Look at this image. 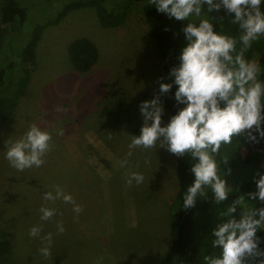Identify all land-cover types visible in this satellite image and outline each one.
<instances>
[{"label": "rangeland", "instance_id": "374dc122", "mask_svg": "<svg viewBox=\"0 0 264 264\" xmlns=\"http://www.w3.org/2000/svg\"><path fill=\"white\" fill-rule=\"evenodd\" d=\"M18 1L29 8V20L0 45V66L19 56L34 23L43 29L27 87L0 124V239L11 243L0 264H162L178 189L177 156L158 148L127 156L131 136L140 134L144 122L139 105L159 89L161 60L142 13L148 0H106L108 7L125 11L121 24L108 27L91 5L59 15L64 5L89 0ZM79 36L99 51L88 71L76 70L68 58V45ZM162 119L166 125L170 117L164 112ZM32 124L52 135L53 149L43 166L20 172L5 158L6 141L20 139ZM132 172L143 173L141 185L128 183ZM55 185L83 206L78 218L72 205L56 201L47 206L57 215L40 220L43 194ZM59 221L66 231L58 235ZM36 225L43 227L41 236L53 235L47 259L38 252L41 239L28 235Z\"/></svg>", "mask_w": 264, "mask_h": 264}, {"label": "clouds", "instance_id": "9594fccd", "mask_svg": "<svg viewBox=\"0 0 264 264\" xmlns=\"http://www.w3.org/2000/svg\"><path fill=\"white\" fill-rule=\"evenodd\" d=\"M158 12L177 21H189L182 31L187 44L183 48L178 67H173L169 79L157 80L158 92L153 99L141 102L140 112L143 125L140 134L131 136L127 156L133 150L142 151L166 149L178 157L190 156L195 163L191 166L194 182L188 186L183 196L182 208L195 207L198 197L207 199L206 189H210L216 204L228 199L232 191L227 181L219 174L215 156L222 145H231L234 138L243 137L248 143L260 144L264 141V79L261 66L246 58L253 43L264 38V0H148ZM224 10L230 17V24L238 28V38L222 34L216 30L213 20L223 28L225 16L212 17V12ZM240 45L237 49V45ZM173 84L177 87L175 100L186 105L171 116L163 125L165 112L161 97L168 95ZM57 111H60L57 108ZM163 125V126H162ZM58 135H63L59 130ZM5 158L10 166L23 172L45 163L46 155L52 151V135L32 124L28 131L15 141H6ZM227 163V158L223 160ZM144 163L151 164L150 158ZM128 160L122 161L126 166ZM141 185L145 176L132 172L128 183ZM256 190L238 197L221 216L228 217L213 230V248L220 249V255H205V264H264V173L257 171L253 177ZM44 204L40 207V220L51 221L57 209L48 207L62 201L72 205L76 218L84 211L72 194L60 185L43 194ZM249 202H255L254 205ZM238 208L240 216L235 214ZM57 234L66 229L63 221L56 224ZM42 225L29 229L31 238H40L39 254L45 259L51 256L52 233L41 236Z\"/></svg>", "mask_w": 264, "mask_h": 264}, {"label": "trees", "instance_id": "16d2710c", "mask_svg": "<svg viewBox=\"0 0 264 264\" xmlns=\"http://www.w3.org/2000/svg\"><path fill=\"white\" fill-rule=\"evenodd\" d=\"M106 0H89L86 2L73 1L60 10L59 15L66 14L69 10L91 5L95 8L96 15L102 26H117L125 19V11L116 7H108ZM143 17L147 22L149 35L154 39L158 48L161 68L159 78L164 77V83H172L174 77L169 79L171 68L180 64L179 56L186 46L187 41L182 31L189 21H177L169 18L166 14L158 10L148 1L142 8ZM29 8L18 0H5L0 13V45L4 40L13 38L16 30L29 20ZM212 17L225 16L223 28L220 23L213 20L217 31L222 34L236 36L238 38V28L230 24V17L221 10L212 12ZM43 25L34 23L29 36L20 47L19 56L11 62L0 66V124L5 122L13 113L14 108L23 94L30 79L31 71L35 66L36 48L41 37ZM240 45H237L239 49ZM99 51L96 44L89 38L79 36L74 38L68 45V58L72 66L78 71H88L97 62ZM246 58L257 59L261 66L264 79V38L254 42L252 48L246 53ZM26 67V73L21 71ZM20 69L21 73H17ZM175 84L168 95L162 96L161 100L165 112L171 118L180 108L186 105L178 104L175 100ZM245 147V153H241V148ZM227 158V163L223 160ZM219 165L221 178L227 184L233 185L228 199L221 204H216L210 189H206L207 199L198 197L195 207L185 210L182 208L183 196L190 186L195 176L190 169L193 163L190 156L178 157L176 159V173L178 178V189L171 205L169 214V236L170 246L162 258V264H205V255H220L219 248L212 247L213 230L218 224L228 217L221 216L226 212L227 207L238 197L244 195L250 199L247 193L254 191L253 179L251 176L257 171L264 173V141L260 144H251L243 137L234 138L231 145H222L220 153L215 156ZM254 205L255 202H249ZM238 208L235 214L240 216ZM264 236V232L258 233ZM10 241L0 239V256L9 253ZM264 247V244L261 245Z\"/></svg>", "mask_w": 264, "mask_h": 264}]
</instances>
